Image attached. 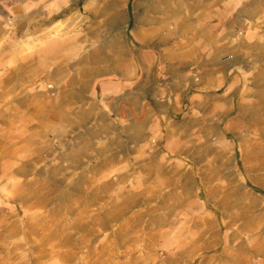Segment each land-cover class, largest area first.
<instances>
[{
  "label": "crops",
  "instance_id": "1",
  "mask_svg": "<svg viewBox=\"0 0 264 264\" xmlns=\"http://www.w3.org/2000/svg\"><path fill=\"white\" fill-rule=\"evenodd\" d=\"M92 3L134 18L81 34L0 22V252L33 251L34 264H122L123 215L180 186L170 156L186 153L187 124L192 135L231 113L256 40L232 0Z\"/></svg>",
  "mask_w": 264,
  "mask_h": 264
},
{
  "label": "rangeland",
  "instance_id": "2",
  "mask_svg": "<svg viewBox=\"0 0 264 264\" xmlns=\"http://www.w3.org/2000/svg\"><path fill=\"white\" fill-rule=\"evenodd\" d=\"M60 1L0 0V22H6L8 31L16 35L23 28L15 22H59L43 34H81V22L134 18L128 10L90 9L83 6L84 0L55 4ZM232 1L235 11H249V32L256 38L250 43L247 73L241 74L234 91L232 111L215 122L197 124L192 135L187 124L182 144L186 153L170 156L171 162L185 166V179L179 187L164 188L167 196L154 192L152 203L134 204L130 215H123L121 227L129 232L123 233L118 252L122 264H161L166 259L190 264L203 260L206 264H264V0ZM106 29L113 33L124 28ZM48 89L53 86L48 84ZM52 139L57 144V138ZM77 253L81 252H74L75 260ZM91 254L97 256L98 251ZM35 261L30 250L0 252V264ZM40 262L52 264L49 259Z\"/></svg>",
  "mask_w": 264,
  "mask_h": 264
}]
</instances>
